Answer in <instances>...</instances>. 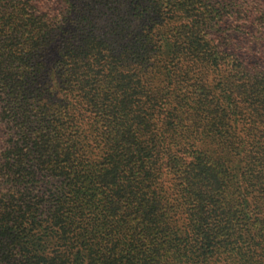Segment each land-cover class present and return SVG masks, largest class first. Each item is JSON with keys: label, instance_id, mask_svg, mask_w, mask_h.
Here are the masks:
<instances>
[{"label": "trees", "instance_id": "obj_1", "mask_svg": "<svg viewBox=\"0 0 264 264\" xmlns=\"http://www.w3.org/2000/svg\"><path fill=\"white\" fill-rule=\"evenodd\" d=\"M0 264H264V0H0Z\"/></svg>", "mask_w": 264, "mask_h": 264}, {"label": "rangeland", "instance_id": "obj_2", "mask_svg": "<svg viewBox=\"0 0 264 264\" xmlns=\"http://www.w3.org/2000/svg\"><path fill=\"white\" fill-rule=\"evenodd\" d=\"M249 33V32H248ZM253 61H254V59H253Z\"/></svg>", "mask_w": 264, "mask_h": 264}]
</instances>
